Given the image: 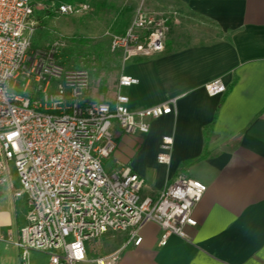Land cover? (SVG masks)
Returning <instances> with one entry per match:
<instances>
[{
	"label": "crops",
	"instance_id": "crops-1",
	"mask_svg": "<svg viewBox=\"0 0 264 264\" xmlns=\"http://www.w3.org/2000/svg\"><path fill=\"white\" fill-rule=\"evenodd\" d=\"M142 2L144 11L169 16V31L162 51L122 64L120 74L137 79L122 92L130 110L175 104L145 134L113 124L116 148L105 165L144 177L142 196H157L179 174L207 189L187 239L170 235L161 245L159 225L147 222L140 244L125 246L114 264H264V0ZM215 79L226 89L209 95L205 84ZM116 92L117 83L102 100ZM164 136L172 137L168 165L156 159ZM18 187L14 176L0 186V264H23L13 243L27 211L25 196L13 194ZM110 232L121 234L119 249L127 232L109 231L94 246ZM29 264H50L48 253L32 250Z\"/></svg>",
	"mask_w": 264,
	"mask_h": 264
},
{
	"label": "built area",
	"instance_id": "built-area-1",
	"mask_svg": "<svg viewBox=\"0 0 264 264\" xmlns=\"http://www.w3.org/2000/svg\"><path fill=\"white\" fill-rule=\"evenodd\" d=\"M36 0H0V186L19 187L25 196V223L13 243L23 264L32 250L46 252L50 264H114L121 249L140 244L147 222L160 227L159 243L170 235L187 239L186 226H196L193 209L207 186L184 174L168 182L155 197L142 196L145 179L130 166L105 168L116 148L113 124L127 134H145L150 121L173 111L175 99L130 110L122 89L137 83L120 74L112 102L86 98L89 72L68 68L56 60L60 41L48 48H31L38 20ZM44 9L76 15L87 2L49 1ZM169 16L140 7L122 34L110 36L109 50L125 63L164 49ZM221 79L205 84L209 95L223 93ZM172 137L164 136L156 159L171 161ZM127 232L117 250L88 256L102 235ZM88 243V246H87Z\"/></svg>",
	"mask_w": 264,
	"mask_h": 264
},
{
	"label": "rangeland",
	"instance_id": "rangeland-1",
	"mask_svg": "<svg viewBox=\"0 0 264 264\" xmlns=\"http://www.w3.org/2000/svg\"><path fill=\"white\" fill-rule=\"evenodd\" d=\"M72 1L87 2L90 9L76 15H57L44 9L49 4L48 0H36L38 25L31 38V48L45 49L60 41L62 44L56 60L68 68H86L89 72L85 92L87 100L103 101L113 91L124 64L119 52L109 50L110 36L122 34L119 30L123 24L130 23L135 11L139 7L144 10L145 4L143 6V0ZM146 7L149 8L148 5ZM105 168L108 170L106 165ZM13 176L17 179L14 171ZM121 237L119 233H108L99 241L98 246L92 247L88 256L93 258L97 253L109 254L117 250ZM93 245L95 243H91Z\"/></svg>",
	"mask_w": 264,
	"mask_h": 264
},
{
	"label": "trees",
	"instance_id": "trees-1",
	"mask_svg": "<svg viewBox=\"0 0 264 264\" xmlns=\"http://www.w3.org/2000/svg\"><path fill=\"white\" fill-rule=\"evenodd\" d=\"M48 1H56L57 3H61V2H74L72 0H48ZM127 24L128 23L123 24V28H122V30L119 31V33H121L124 30V28L126 27Z\"/></svg>",
	"mask_w": 264,
	"mask_h": 264
}]
</instances>
